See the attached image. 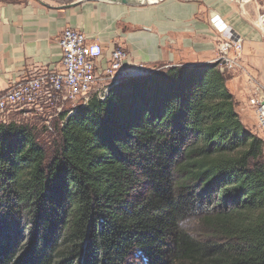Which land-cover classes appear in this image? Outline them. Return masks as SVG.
Here are the masks:
<instances>
[{"label":"trees","instance_id":"1","mask_svg":"<svg viewBox=\"0 0 264 264\" xmlns=\"http://www.w3.org/2000/svg\"><path fill=\"white\" fill-rule=\"evenodd\" d=\"M231 73L118 81L62 111L49 149L0 123V264H264L262 141Z\"/></svg>","mask_w":264,"mask_h":264},{"label":"crops","instance_id":"2","mask_svg":"<svg viewBox=\"0 0 264 264\" xmlns=\"http://www.w3.org/2000/svg\"><path fill=\"white\" fill-rule=\"evenodd\" d=\"M40 2L0 0V94L17 80L61 68L58 39L65 28L98 41L104 59L120 49L127 56L124 69L152 73L211 64L218 45L232 36L241 40L242 50L227 88L242 124L253 132L248 99L264 96V33L258 21L264 0H162L145 6L90 1L73 8H64L68 0Z\"/></svg>","mask_w":264,"mask_h":264},{"label":"built area","instance_id":"3","mask_svg":"<svg viewBox=\"0 0 264 264\" xmlns=\"http://www.w3.org/2000/svg\"><path fill=\"white\" fill-rule=\"evenodd\" d=\"M258 21L264 33V16L261 15ZM58 46L61 51L59 70L17 80L0 94L3 122L10 113L20 110L57 109L61 104L76 99L82 101L81 105H86L93 96L104 100L108 90L118 83V75L124 71L125 52L116 49L104 59L102 45L77 29L65 28L58 39ZM241 50V40L230 37L218 45L216 61L221 62L225 69L234 71L239 65ZM134 69L144 71L141 67ZM248 104L254 111L257 134L264 145V96L254 93Z\"/></svg>","mask_w":264,"mask_h":264},{"label":"rangeland","instance_id":"4","mask_svg":"<svg viewBox=\"0 0 264 264\" xmlns=\"http://www.w3.org/2000/svg\"><path fill=\"white\" fill-rule=\"evenodd\" d=\"M43 1L51 2V0H43ZM55 1H59V0H55ZM68 1L71 3H75V2H79L80 0H68ZM230 37H232V36H230ZM212 63H218V64H220V67L224 68V66L221 64V62L216 61V59ZM225 70L227 72L230 71L227 69H225ZM235 70L236 69H234V71ZM230 72H233V71H230ZM255 87H257V86H255ZM81 103H82L81 100L76 99V100H69V101L61 104L60 108H57V109H51L50 110V108H46V109H42V110H37L36 108H34L32 110H26V109L20 110V111L14 112V113H10V115H8L5 119L3 118L4 122L2 121V117H0V123H6V124L16 123L19 125L28 126V127L32 128L33 133L37 136V138L41 141V143L43 145H45V147L47 149H49L52 142L56 139V133L55 132H56V127L59 123L58 122L59 121L58 115L62 111H68V110H71L73 107L81 105ZM253 114H254V111H253ZM3 117H5V116H3ZM252 122L253 121L251 120V123ZM248 123H250L249 120H248ZM253 124H254V122H253ZM251 129L253 131L252 133L257 138H259L261 140V136L259 134H257L256 119H255V128L251 127ZM262 148H263V154H264L263 142H262ZM263 157H264V155H263Z\"/></svg>","mask_w":264,"mask_h":264},{"label":"water","instance_id":"5","mask_svg":"<svg viewBox=\"0 0 264 264\" xmlns=\"http://www.w3.org/2000/svg\"><path fill=\"white\" fill-rule=\"evenodd\" d=\"M36 1L39 3H42L40 2V0H36ZM90 1L109 2V3H115V4L125 5V6H134V5L135 6H145V5H150V4H156L162 0H153V1H149V0H80L79 2L70 3L64 6V8H73L81 2H90ZM151 73L152 72H149V71H139V70H135L134 68H126L124 69L122 73L118 75V80L127 81V80L137 79L140 77L148 76Z\"/></svg>","mask_w":264,"mask_h":264},{"label":"bare ground","instance_id":"6","mask_svg":"<svg viewBox=\"0 0 264 264\" xmlns=\"http://www.w3.org/2000/svg\"><path fill=\"white\" fill-rule=\"evenodd\" d=\"M149 1H153V0H149Z\"/></svg>","mask_w":264,"mask_h":264}]
</instances>
